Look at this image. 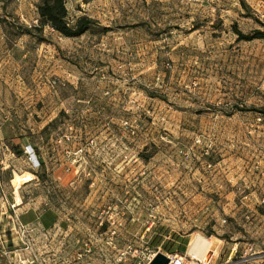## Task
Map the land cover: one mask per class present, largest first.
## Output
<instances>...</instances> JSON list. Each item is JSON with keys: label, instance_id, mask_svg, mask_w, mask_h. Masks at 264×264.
Returning <instances> with one entry per match:
<instances>
[{"label": "rangeland", "instance_id": "1", "mask_svg": "<svg viewBox=\"0 0 264 264\" xmlns=\"http://www.w3.org/2000/svg\"><path fill=\"white\" fill-rule=\"evenodd\" d=\"M38 1L0 0V264H260L264 0H66L79 37Z\"/></svg>", "mask_w": 264, "mask_h": 264}, {"label": "trees", "instance_id": "2", "mask_svg": "<svg viewBox=\"0 0 264 264\" xmlns=\"http://www.w3.org/2000/svg\"><path fill=\"white\" fill-rule=\"evenodd\" d=\"M241 3L243 4V6L247 7L244 0H241ZM36 6L39 22L33 27L38 30H41L43 27L48 26L66 37H79L87 32H92L95 30H98L100 33H106L110 30L109 26L102 25L97 18L87 13H82L71 18L66 6V0H39ZM235 31L239 34V37L241 39L249 40L253 38L264 37V31L260 30H256L252 34H244L241 30L235 27ZM22 32L31 33V27H24ZM238 109L241 111L254 110L258 112L262 116V118H264V106L255 108L239 107ZM46 128L47 126H45L44 129ZM33 173L37 177L42 178V176L38 172ZM39 221L44 227L47 228L51 227L56 222V218L53 215L52 211L47 209L41 214ZM169 244V242H163V249L166 248L171 251H175Z\"/></svg>", "mask_w": 264, "mask_h": 264}, {"label": "bare ground", "instance_id": "3", "mask_svg": "<svg viewBox=\"0 0 264 264\" xmlns=\"http://www.w3.org/2000/svg\"><path fill=\"white\" fill-rule=\"evenodd\" d=\"M32 174L31 173H26V174H16L15 175V180H16V183L17 185L21 183V181H24V180H28L30 179V176ZM25 183V182H24ZM20 201V199H19ZM192 247L190 249V251H192V254L194 256V258L200 260V255L198 254V252L200 250H203L204 248L207 250L210 243H212L210 240H208L207 238L201 236V235H195V237L193 238V240L190 242ZM189 250V249H188ZM198 250V251H197ZM202 252V251H201ZM203 253V252H202ZM191 255V254H190ZM190 264H197L195 262H191Z\"/></svg>", "mask_w": 264, "mask_h": 264}, {"label": "built area", "instance_id": "4", "mask_svg": "<svg viewBox=\"0 0 264 264\" xmlns=\"http://www.w3.org/2000/svg\"><path fill=\"white\" fill-rule=\"evenodd\" d=\"M256 254L260 255V257L264 259V250H261L258 253L256 252ZM169 256H170L169 264H187L186 257L181 254L175 253Z\"/></svg>", "mask_w": 264, "mask_h": 264}, {"label": "water", "instance_id": "5", "mask_svg": "<svg viewBox=\"0 0 264 264\" xmlns=\"http://www.w3.org/2000/svg\"><path fill=\"white\" fill-rule=\"evenodd\" d=\"M170 256L163 253L157 252L154 258L148 264H169Z\"/></svg>", "mask_w": 264, "mask_h": 264}, {"label": "crops", "instance_id": "6", "mask_svg": "<svg viewBox=\"0 0 264 264\" xmlns=\"http://www.w3.org/2000/svg\"><path fill=\"white\" fill-rule=\"evenodd\" d=\"M17 204H19V202H17ZM19 205H20V204H19ZM22 217H23V216H22ZM29 222H32V221H27L26 223L28 224ZM55 225H56V222H55L52 226H55ZM259 251H261V250H259ZM259 251H258V252H259ZM258 252H257V253H258ZM255 258H256V259H259V260H256V259H255V260H256V261H260V264H264V259L261 258L260 255H256Z\"/></svg>", "mask_w": 264, "mask_h": 264}]
</instances>
